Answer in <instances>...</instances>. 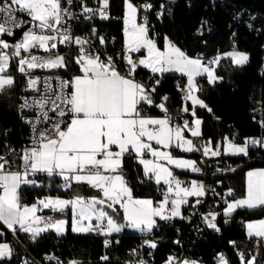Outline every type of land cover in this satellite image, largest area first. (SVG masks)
Masks as SVG:
<instances>
[{"label":"snow or ice","instance_id":"obj_1","mask_svg":"<svg viewBox=\"0 0 264 264\" xmlns=\"http://www.w3.org/2000/svg\"><path fill=\"white\" fill-rule=\"evenodd\" d=\"M66 3L72 5L73 0H66ZM97 3L99 7L93 8L80 0L81 15L89 20L94 16L108 19L109 0H97ZM124 7V44L122 53L118 54L122 64H118L117 58L102 56L95 50L89 39L72 35L68 21L79 17L65 7L62 0H0V37H13L16 29L28 26L15 44L0 38V94L16 85L11 67L26 78L24 90L36 94L31 99L24 98L19 105L21 112L27 109L36 113L34 119H24L32 133L29 145L15 155L12 149L7 155H0V223L13 233H26L33 241L48 231L63 235L68 221L38 215L42 209L54 213L70 209L74 233L111 235L124 227L150 233L158 226L157 218L163 221L183 218L181 205L188 203L187 198L205 195L202 183L192 181L190 187L182 186L184 182L174 174L173 166L192 172L201 169L195 161L175 156L173 150L201 151L185 137V131L192 137L201 136L203 121L197 117V108L213 111L199 95L203 89L197 78L204 77L209 84H215L222 77L216 75L214 66H219L222 59L230 58L233 64L242 66L249 58L247 54L230 51L205 62L201 57H190L167 36L161 48L150 35L147 17L138 22L141 7L147 11L152 5L139 6L134 0H124ZM162 15L163 12L158 13ZM92 34H96L95 28ZM98 39L101 45L106 43L104 37ZM73 44L78 46L72 58L76 74L68 79L62 76L41 78L32 74L35 69H67L69 61L65 56L51 53L58 45ZM34 49L49 55L33 54ZM134 54L138 55L134 58ZM140 68L151 73V85L136 79ZM165 73L186 77V83L178 88L183 93V102H187L182 103L181 112L191 113L194 118L191 123L186 119L183 124L173 122L167 95L160 98V103L155 102L154 94ZM151 107L164 115L148 114L147 109ZM260 123L264 126V120ZM250 145L264 148V139L246 138L242 144H237L225 136L214 148L209 140L202 151L204 156L213 157L222 154L248 156ZM133 157L142 166L146 178L166 186L160 189L162 199L159 201L134 196L123 171L125 159ZM41 173L50 180L61 177L63 184L58 187L65 191L79 186L96 190L99 195L86 197L77 193L71 199L49 196L25 205L22 203L23 187L41 186L36 179ZM232 194L229 189L227 195ZM196 203L201 201L196 200ZM226 204L224 215L228 217L238 208L264 209V168L249 170L243 196L226 201ZM109 210L111 213L122 210L125 223H118ZM217 215L209 213L205 220L209 228L218 232L220 229L214 222ZM246 229L249 237L258 238V243L264 241V219L248 222ZM144 243L153 249L157 246L149 240ZM230 243L235 245L234 241ZM104 244L108 247L110 241L105 240ZM12 254L9 244L0 243V259L10 258ZM132 254L136 255L135 249ZM238 257L240 264H256L255 256L246 257L239 252ZM47 258L60 264L56 257ZM108 259L106 255L101 257L103 261ZM67 264L81 262L73 259ZM126 264L147 262L132 259ZM165 264L198 262L169 256ZM219 264H229L223 254L219 255Z\"/></svg>","mask_w":264,"mask_h":264},{"label":"trees","instance_id":"obj_2","mask_svg":"<svg viewBox=\"0 0 264 264\" xmlns=\"http://www.w3.org/2000/svg\"><path fill=\"white\" fill-rule=\"evenodd\" d=\"M233 6H216L212 10L206 0H173L168 8L164 4L166 0H134L136 5L151 4L147 10L148 26L150 35L157 40L159 47H163L164 37L167 36L172 42L193 56L196 52H205L207 55L223 53L235 48L248 53V62L242 66L232 63L230 58L221 60L219 66H215L216 74L222 79L215 84H209L206 78H199L198 82L203 91L200 97L213 110L209 113L206 109L197 108V117L201 118V137L211 140L213 143L221 142L227 136L236 142H244L246 138L264 136V126L260 121L264 120V30L257 32L246 24L239 25L234 19V10L241 6L242 2L232 0ZM111 14L114 18L93 19L83 22L79 32L88 38L95 39L100 52H107L117 58L118 64H122L118 54L122 52L124 44L123 16L124 0H109ZM163 5V8H161ZM163 12L162 16L158 13ZM142 17V11L139 13ZM202 20H206L214 28L211 34L199 35L198 29ZM93 28L96 34H92ZM104 37L106 43L101 45L98 37ZM65 58L69 61L67 75L76 73V66L72 58L76 55L77 48L61 49ZM11 73L16 79V85L10 91L0 94V153H5L12 147L23 142L26 129L22 125L16 111L18 96L23 92L25 79L20 77L13 67ZM149 72L143 68L137 70L136 78L145 77ZM186 77L178 73L163 75V80L157 86L155 99L167 95L168 106L174 112H179L182 107L181 91L178 85L183 86ZM258 109V114L251 110ZM151 114H160L159 110L149 108ZM219 117V119H216ZM192 156L190 152L185 154ZM227 156V155H226ZM229 160L236 165L233 173L221 175L213 179L222 184L223 188H231L236 196L242 197L245 192V176L249 169L264 167V149L249 150L248 156L231 157ZM124 174L128 175L127 182L133 189L136 197L157 198V185L152 179L144 176L143 168L135 158H126L124 162ZM179 173H191L180 171ZM39 181H43L40 187L24 186L22 190V203L32 205L38 199L53 196L72 198L77 193L86 197L97 195L96 190L75 186V190L65 191L57 188L62 184L61 179L53 177L48 180L42 175ZM49 184L51 185L49 187ZM264 217V209L238 208L231 214L230 223L224 227L222 236H216L209 244L202 243L195 253L203 254V260L212 262V250L226 249L233 258V264H240L232 254V248L228 245L230 240L235 241L236 246L246 252L250 250L257 253V262L264 264V241L258 243L254 237H249L245 231L244 223L248 220ZM119 220H122L120 218ZM161 220H157L160 222ZM180 222V221H178ZM3 226L0 224V228ZM156 230V227L154 228ZM174 225L161 226L156 234L162 237H173ZM114 244L105 247L102 236H88L86 233H74L71 231L69 222L68 231L65 235H57L53 231L41 234L33 241L28 234L16 232V237L21 245L10 235L1 239L12 243L13 254L8 259H0V264H20L26 256L29 264H35L28 258L29 253L40 264H56L47 262L45 257L54 253L56 256L67 260L74 259L81 264H125L128 250L132 248L135 238L127 234L126 229L121 233H112ZM170 243L162 242L155 254L154 262H161L169 252ZM206 250V252H205ZM205 252V253H204ZM108 256L107 261L101 260L102 256Z\"/></svg>","mask_w":264,"mask_h":264},{"label":"built area","instance_id":"obj_3","mask_svg":"<svg viewBox=\"0 0 264 264\" xmlns=\"http://www.w3.org/2000/svg\"><path fill=\"white\" fill-rule=\"evenodd\" d=\"M206 1H207V5L212 6V10H215L217 5H220L222 7L233 6L232 0H206ZM84 2L87 4L88 7H93V8L99 7L97 0H84ZM62 3L65 7H69L70 10L76 16L79 17L78 19L68 21V24L71 25L72 35L74 37L78 36L81 38L89 39L90 43L95 48V50L100 52L99 45L96 43L95 39L88 38L87 36H85L84 34L79 32L80 25H82L83 22H85V21H89V19H85L84 16L81 15L80 0H73L72 5H68L66 3V0H62ZM143 5L144 4H140L139 6H143ZM140 10L142 11V18L144 16H146L147 21H148L149 17H148L147 12L143 9V7H141ZM233 13H234L235 22H237L239 25L246 24L248 26H251L253 29H256L257 32H261L264 30V13L262 11H260L259 9L255 8L253 6H250V5L242 4L241 6L236 7ZM108 15H109V18L115 17V15L111 14L110 4H109V9H108ZM93 19H100V18H99V16H94L90 20H93ZM27 27L28 26L26 25L23 28L24 29L23 31L27 30ZM20 30H22V29H16L15 33L17 34V32ZM213 30H214V28L209 24L208 21L202 20L200 25H199V29H198L197 33L199 35H202L203 33L211 34L213 32ZM23 31H22V33H23ZM22 33L14 41L7 39V38L10 39L12 37H0V38L7 39L9 44H15L19 39L22 38ZM16 34H14V36H16ZM72 47L78 48V46H76L74 44L73 45H58V48L56 50H54L53 53H51V55L59 54V55L64 56V53L61 52V49H70ZM100 53L102 54V56L103 55H110L109 53H107L105 51L100 52ZM121 53H119V54H121ZM33 54L41 55V56H48L49 55V53H45V52H43V50H40V49H34ZM76 54H77V52H76ZM24 55H27V54L25 53ZM136 55H138V54H134V58ZM217 55L218 54L207 55L205 52H196L193 54V57L194 58L195 57H201L205 62H208ZM12 63L15 64V61H13ZM263 67H264V64H263ZM13 68L15 69V67H13ZM15 71H16V69H15ZM16 73L20 77L25 79V85H24V89H25L26 78L22 74H20L18 71H16ZM32 74L35 76H40L41 78L48 77V76H52V77L62 76L65 79L70 78V76L67 75V69H35V70H32ZM150 76H151V73L147 74L145 77H139L137 79L139 81H142V82L148 84V85H151L153 83V81L149 79ZM162 80H163V78L161 79V81ZM55 83H56V81L53 80L54 85H55ZM34 95H36V94L32 93L30 91L23 90V92L18 96V99L16 102V111H17V114L20 118L22 125L26 129V134L24 135L23 142L20 145L11 148L12 150H15L13 155H15L16 153H19L22 148L29 145V139H30V136L32 135V133H31L30 125L26 124L24 122V119H34L36 113H35V111H29L27 109H25L23 112H21L19 110V105L24 102V98L31 99ZM161 97H163V96H161ZM161 97H159V99L156 100L155 99L156 97L154 94L155 102L160 103ZM181 101H182V103H187V102H183V93L182 92H181ZM167 107L169 108V112H170L171 116L173 117L174 123L183 124V121L185 119L191 123V121L193 120V117L191 116L190 113H183V112H181V109L179 112H174L173 110L170 109L168 104H167ZM147 112H148V114H151L149 108L147 109ZM159 112H160V114L164 115V113H162L160 110H159ZM251 112L256 115V114H258L259 111H258V109H253V110H251ZM185 137L187 139H191L193 141L194 145H196L197 147H199L201 149V151L190 152L193 156V159H194L193 161L196 162V166L199 167L201 169V171L200 172H192L190 170L191 173H186V174L182 175L181 173L177 172L175 175L177 176V178H179L181 181H183L185 185H190L192 181H196L197 183H202L204 185L205 195L201 196V197H196V196L188 197L187 198L188 203L182 205L181 215L183 218L175 217V218H173L171 220H167V221L161 220L160 222H157L158 226L156 227V230L153 228V230L150 233L149 232H140V231L133 229V228L124 227L123 229L127 230V234L136 239L132 245V248L128 250V257H126L123 260L125 264H126V261H129L132 259H136V260L143 259L147 262V264H165V261L167 260V258L169 256L177 257L179 260L197 261L198 264H219V255L220 254H223L225 256V258L229 261V264H233V258L230 256L229 252L226 249H220L218 251L213 249L211 252L212 253L211 254L212 255L211 261L212 262H210V263H207L203 260V254H200L199 252L195 253V249L198 250L199 246L202 245V243H208V246H209V244L213 241L214 237L222 236L223 231H224V227H226L230 223V218L228 216L224 215V209L227 206L226 201L229 202V201H233L235 199H238L237 198L238 196H236L234 190H232L231 188H223L222 184L216 183L213 179H215L216 177L221 176V175H228V174L233 173L236 169V165L234 163H232L225 154H222V155L216 156V157H213L211 155L204 156L202 149H203V146L205 144H207L209 140L204 139L201 136L192 137L191 133L188 131H185ZM251 138H254L256 140H261V139H264V136H255V137H251ZM215 144L216 143H213V148L215 147ZM257 148L264 149V148L260 147L259 145H257V146H251L250 145L249 146V150L257 149ZM9 150L5 153H0V155H7ZM232 169H234V171ZM42 175H43V173L38 174L36 179L38 180L39 178L42 177ZM57 188H59V187H57ZM161 188H166V187L164 185L157 186V189H156L157 198L154 201H159L160 199H162L161 191H160ZM229 189H231L232 193H233L231 196L227 195ZM196 200H200L201 203L197 204ZM213 212L218 214L216 216V220L214 221L215 224L217 225V227L220 229V231H218V232L213 228H209L207 226V223L205 220V217H207L209 213H213ZM39 215H41V216H53V217L58 219L57 214L52 212L50 209L41 210L39 212ZM209 219H210V217H209ZM178 221H180V222H178ZM172 225H174V227H175V230H174L175 234L173 237L164 238L161 235L156 234V231L160 230L161 226H172ZM0 233H2V234H0V241H1V239L5 238L7 235H10L12 238H14L21 245V243L19 242V240L16 237V233H13L11 230H8L6 227L3 226L2 228H0ZM86 234L88 236H102L104 238V242H105V240L110 241V244L108 247H110L114 244V240L112 238V235H102L98 232H88ZM145 240H149V241L154 242L157 245L156 248L153 249V248L149 247L148 245H146L144 243ZM232 241L233 240H230L228 242V245L232 248V254L237 259V261H239L238 253L243 252V253H245L246 257L255 256L256 257V264H263V263L257 262V253H253L251 250L249 252H246L243 249L236 246V244L235 245L231 244L230 242H232ZM162 242L170 243L169 252L163 261L154 262L153 260H155L154 256L156 254V250ZM133 249L136 250L135 256H133V254H132ZM205 252H206V250H205ZM26 254L28 255V258L30 260H32L35 264H40L29 253L26 252ZM47 257L58 258L60 264H67V261L73 260V259L64 260V259L56 256L54 253H50L45 257L47 262H54L56 264H57V260H55V259L49 260ZM239 263H240V261H239Z\"/></svg>","mask_w":264,"mask_h":264},{"label":"rangeland","instance_id":"obj_4","mask_svg":"<svg viewBox=\"0 0 264 264\" xmlns=\"http://www.w3.org/2000/svg\"><path fill=\"white\" fill-rule=\"evenodd\" d=\"M173 0H166V3L164 4V6H165V8H168V6H169V4H170V2H172ZM143 21V18L142 17H140V15L138 16V22H142ZM155 39V38H154ZM157 41V40H156ZM162 48V47H161ZM230 51H237V52H240V53H244V54H247V56H248V53L246 52V51H242V50H237V49H234V48H232V49H230V50H227V51H225V52H223V53H226V52H230ZM223 53H219V54H223ZM12 74V73H11ZM13 75V74H12ZM217 75V74H216ZM199 78H201V77H198L197 79H199ZM203 78V77H202ZM218 81H220V80H218ZM217 81V82H218ZM235 143H237V144H242V143H240V142H236L235 140H233ZM183 153H187V152H183ZM176 155V154H175ZM227 156H231V157H239V156H243V155H227ZM178 157V156H177ZM182 158H184V159H189V160H193L190 156H185V155H183L182 156ZM260 168H264V167H255V168H252V169H260ZM180 170V169H179ZM249 170H251V169H249ZM248 170V171H249ZM173 171H175V168H174V166H173ZM247 171V172H248ZM246 172V173H247ZM177 172H174V174H176ZM38 183L42 186L43 185V181H39L38 180ZM182 186H184V187H190L191 186V184L190 185H185L184 183H183V185ZM30 187H37V186H30ZM38 187H40V186H38ZM166 187V186H165ZM47 197H49V196H47ZM45 198V197H44ZM139 198V197H138ZM144 198H149V197H144ZM238 199L239 198H241L240 196H238L237 197ZM41 199H43V198H41ZM151 199H153V198H151ZM39 200V199H38ZM37 200V201H38ZM154 200V199H153ZM37 201L35 202V203H37ZM230 202V201H229ZM34 204V203H33ZM30 206V205H29ZM181 211H182V205H181ZM109 212H110V214H112L113 215V217H114V219H116L117 220V222L118 223H121V224H124L125 223V221L123 220V218H122V216H123V214H122V210H120L118 213H111V211L109 210ZM120 218H122V220H119ZM259 219H264V217H262V218H256V219H252V220H248V221H246L244 224V227H245V230H246V233H247V229H246V224L248 223V222H251V221H256V220H259ZM2 226H4L2 223H0ZM7 228V227H6ZM9 230V229H8ZM119 233H121V231L119 232ZM116 234H118V233H116ZM254 238H256V237H254ZM257 239V241H258V238H256ZM0 243H7V244H9V246L12 248V243L10 242V241H7V240H3V241H0ZM13 249V248H12ZM3 259H8V257H5V258H3ZM25 261H27V259H26V256L23 258V260H22V262L20 263V264H24V262Z\"/></svg>","mask_w":264,"mask_h":264},{"label":"crops","instance_id":"obj_5","mask_svg":"<svg viewBox=\"0 0 264 264\" xmlns=\"http://www.w3.org/2000/svg\"><path fill=\"white\" fill-rule=\"evenodd\" d=\"M174 43V42H173ZM177 45V44H176ZM178 46V45H177ZM179 47V46H178ZM182 49V48H181ZM183 50V49H182ZM183 51H185V50H183ZM186 52V51H185ZM187 53V52H186ZM189 55V54H188ZM190 57H193V56H191V55H189ZM194 58V57H193ZM145 70H147V69H145ZM148 71V70H147ZM149 72V71H148ZM150 73V72H149ZM76 74V73H75ZM165 74H169V73H165ZM179 74V73H178ZM74 75V74H73ZM72 75V76H73ZM137 79V78H136ZM138 80V79H137ZM190 113V112H189ZM191 114V113H190ZM150 115H152V116H154V117H160V116H163L162 114H158V115H153V114H150ZM194 119V118H193ZM201 128H202V125H201ZM173 154L175 155V156H178V157H182L183 155H185L186 153H183L181 150H179V149H175V150H173ZM186 156V155H185ZM192 159H193V156H190ZM194 160V159H193ZM180 171H189V170H179V169H175V171L174 172H180ZM45 177H47L45 174H43ZM56 177H58V176H56ZM58 178H60L61 179V182H62V184H63V180H62V178L61 177H58ZM126 178V177H125ZM47 179L48 180H50L48 177H47ZM127 180V179H126ZM153 181H154V179H152ZM155 182V181H154ZM245 183H246V176H245ZM97 195H99V193L97 194ZM97 195H94V196H97ZM51 197H53V196H51ZM56 197V196H55ZM89 197H92V196H89ZM60 198H63V197H60ZM64 199H71V198H64ZM42 210H44V209H42ZM40 212V211H39ZM39 212L37 213L38 215H39ZM57 214V217H58V219H60V218H63V219H66L67 221H68V224L66 225V231H65V233L63 234V235H65L66 233H67V231H68V226H69V222H70V226H71V219H72V213H71V210L69 209V210H66L65 211V213H56ZM159 218H157V220H158ZM94 223H95V221H93ZM4 227H6L5 225H4ZM246 231V230H245ZM53 232H55V231H53ZM248 235V234H247Z\"/></svg>","mask_w":264,"mask_h":264},{"label":"water","instance_id":"obj_6","mask_svg":"<svg viewBox=\"0 0 264 264\" xmlns=\"http://www.w3.org/2000/svg\"><path fill=\"white\" fill-rule=\"evenodd\" d=\"M246 5H250L253 6L257 9H259L260 11H262L264 13V0H238ZM24 29L20 30L17 32L16 36L12 37V38H7L8 40H16V38L22 33ZM126 178H128V175L125 176Z\"/></svg>","mask_w":264,"mask_h":264}]
</instances>
